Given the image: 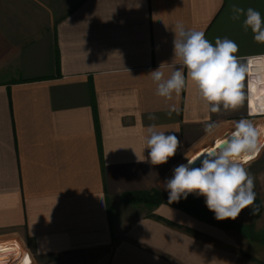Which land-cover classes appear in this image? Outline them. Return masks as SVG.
Listing matches in <instances>:
<instances>
[{
    "label": "crops",
    "instance_id": "0c3cea01",
    "mask_svg": "<svg viewBox=\"0 0 264 264\" xmlns=\"http://www.w3.org/2000/svg\"><path fill=\"white\" fill-rule=\"evenodd\" d=\"M233 4L264 18V0H0V263L19 260L22 243L30 264H237L218 228L124 200L163 188L186 155L222 150L248 122L257 149L242 165L264 205V44L231 19ZM178 21L236 42L247 67L236 107L210 111L191 83L156 95L146 75L174 70ZM149 125L180 141L165 164L147 159ZM124 205L144 211L122 227Z\"/></svg>",
    "mask_w": 264,
    "mask_h": 264
},
{
    "label": "clouds",
    "instance_id": "9594fccd",
    "mask_svg": "<svg viewBox=\"0 0 264 264\" xmlns=\"http://www.w3.org/2000/svg\"><path fill=\"white\" fill-rule=\"evenodd\" d=\"M231 12L234 21L243 16L245 31L251 29L254 41L264 44V18L258 10L251 7L245 10L233 4ZM172 32L174 70L166 78L162 69L168 63H162L146 75L155 83L156 95L171 100L173 94L179 96L191 83L210 111L218 112L221 106L224 109L236 107L234 100L237 96L242 99L240 89L247 71L246 65L236 55L239 51L236 42L227 37H216L213 44L203 31L186 29L180 21ZM149 119H155V116ZM211 129L210 125L206 130L211 132ZM234 135L236 139L228 147L204 154L199 159V166H193L197 159L186 155L187 163L176 166L172 177L162 184L168 192L169 204L181 198L187 199L189 194L203 196L206 207L219 221L235 220L243 209L254 204V178L238 162V157L242 150L257 149V131L250 123L242 122ZM179 145L180 141L174 132L166 134L155 125L147 127L144 150H148L147 159L152 165L167 163L176 155ZM136 156L138 161L145 160ZM251 209L253 215L259 211L258 206Z\"/></svg>",
    "mask_w": 264,
    "mask_h": 264
},
{
    "label": "rangeland",
    "instance_id": "374dc122",
    "mask_svg": "<svg viewBox=\"0 0 264 264\" xmlns=\"http://www.w3.org/2000/svg\"><path fill=\"white\" fill-rule=\"evenodd\" d=\"M243 150L240 152V157L242 158ZM251 155L254 154V151H251ZM244 155V154H243ZM241 159L238 157V162ZM242 164V163H241ZM161 191L168 193L164 188H160ZM254 191L256 193V198L261 202L259 192L254 182ZM193 198H204L203 196H198L195 194H189ZM261 204V210L258 216L252 214V206L245 208L241 211L239 216L235 219L237 223L236 228L232 229H222L213 224L204 222L210 226L218 228L220 234H224L229 238V244L234 247V252L237 257V264H264V205ZM144 207H139V209H134L128 205L121 206L117 209V214L121 218L120 226L125 227L127 220L134 219L138 213L142 214ZM202 221V220H201ZM214 244H217L220 250H226L228 247L225 245L228 243L222 239L213 241ZM22 246L23 244L20 243ZM17 245V243H16ZM2 263V262H1Z\"/></svg>",
    "mask_w": 264,
    "mask_h": 264
},
{
    "label": "trees",
    "instance_id": "16d2710c",
    "mask_svg": "<svg viewBox=\"0 0 264 264\" xmlns=\"http://www.w3.org/2000/svg\"><path fill=\"white\" fill-rule=\"evenodd\" d=\"M125 202L133 204H142L150 209L157 207L158 205L168 203V193L161 191L160 189H153L147 192H141L132 195H125ZM261 202L256 198L253 207H259V211L255 216H258L261 210ZM171 206L182 209L188 214L194 216L195 218L213 224L222 229H232L237 227V223L232 219H225L219 221L215 218V214L210 211L205 204V198H193L191 195H188L187 199L181 198L178 202H173L169 204Z\"/></svg>",
    "mask_w": 264,
    "mask_h": 264
},
{
    "label": "built area",
    "instance_id": "2783aa9c",
    "mask_svg": "<svg viewBox=\"0 0 264 264\" xmlns=\"http://www.w3.org/2000/svg\"><path fill=\"white\" fill-rule=\"evenodd\" d=\"M255 60H253V59H251L250 60V65L252 66V67H255L254 66V62ZM212 151V150H211ZM207 152H209V151H207ZM246 154L247 153H244V155L242 156V158H241V161L240 162H245L247 159H246V157H251V156H246ZM23 247V250H21L20 251V249H19V254H21V255H19L20 257H22L23 258V260H21V258L19 257V258H17V259H19V260H14V261H9V262H2V263H0V264H30L31 263V254L28 252V250L24 247V246H22Z\"/></svg>",
    "mask_w": 264,
    "mask_h": 264
},
{
    "label": "bare ground",
    "instance_id": "6f19581e",
    "mask_svg": "<svg viewBox=\"0 0 264 264\" xmlns=\"http://www.w3.org/2000/svg\"><path fill=\"white\" fill-rule=\"evenodd\" d=\"M254 90H256V95H257V93L260 91V90L257 89V87H254ZM261 92L263 93V98H264V86H263V88L261 89ZM254 106H255V105H254ZM254 109H256V106H255ZM258 109H259V108H258ZM260 109H261V108H260ZM256 152H257V151H256ZM254 154H255V153H254ZM254 154H253V155H254ZM242 156H243V155H242ZM239 158L241 159V157H239ZM253 159H254V158H253ZM253 159H252V160H253ZM241 163H242V162H241Z\"/></svg>",
    "mask_w": 264,
    "mask_h": 264
},
{
    "label": "snow or ice",
    "instance_id": "6c2138e0",
    "mask_svg": "<svg viewBox=\"0 0 264 264\" xmlns=\"http://www.w3.org/2000/svg\"><path fill=\"white\" fill-rule=\"evenodd\" d=\"M240 101V97L237 96L236 99L234 100V104H237ZM251 157H246V159H250Z\"/></svg>",
    "mask_w": 264,
    "mask_h": 264
},
{
    "label": "water",
    "instance_id": "95a60500",
    "mask_svg": "<svg viewBox=\"0 0 264 264\" xmlns=\"http://www.w3.org/2000/svg\"><path fill=\"white\" fill-rule=\"evenodd\" d=\"M227 145H228V144H227ZM227 145L224 143V144H222V147H223V148H226V147H228ZM195 166H199V161L196 162V164L194 165V167H195Z\"/></svg>",
    "mask_w": 264,
    "mask_h": 264
}]
</instances>
